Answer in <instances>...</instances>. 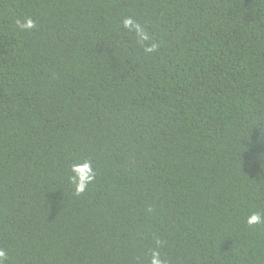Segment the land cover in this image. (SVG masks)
Listing matches in <instances>:
<instances>
[{
	"label": "trees",
	"instance_id": "trees-1",
	"mask_svg": "<svg viewBox=\"0 0 264 264\" xmlns=\"http://www.w3.org/2000/svg\"><path fill=\"white\" fill-rule=\"evenodd\" d=\"M255 213L264 0H0L3 264H264Z\"/></svg>",
	"mask_w": 264,
	"mask_h": 264
},
{
	"label": "clouds",
	"instance_id": "clouds-1",
	"mask_svg": "<svg viewBox=\"0 0 264 264\" xmlns=\"http://www.w3.org/2000/svg\"><path fill=\"white\" fill-rule=\"evenodd\" d=\"M18 26L22 29H31L34 27V23L31 19H26L23 24L19 22ZM132 24L130 19H126L124 21L125 27H128ZM137 31L139 32V28L137 26ZM141 39H146V35L140 33ZM153 49H147V51H152ZM71 171L74 174L72 177V181L75 185L76 193H82L85 191L88 185H90L95 179V172L93 170L92 165L85 161L83 163L74 164L71 166ZM264 222V218L258 213L252 214L248 217L247 223L249 225L260 224ZM4 253L0 252V257H3ZM0 264H3L2 260H0ZM150 264H164V261L161 259L160 254L156 251H153L151 254Z\"/></svg>",
	"mask_w": 264,
	"mask_h": 264
}]
</instances>
